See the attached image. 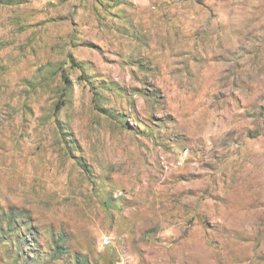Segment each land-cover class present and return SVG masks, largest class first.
<instances>
[{
    "label": "rangeland",
    "instance_id": "rangeland-1",
    "mask_svg": "<svg viewBox=\"0 0 264 264\" xmlns=\"http://www.w3.org/2000/svg\"><path fill=\"white\" fill-rule=\"evenodd\" d=\"M0 264H264V0H0Z\"/></svg>",
    "mask_w": 264,
    "mask_h": 264
},
{
    "label": "built area",
    "instance_id": "built-area-1",
    "mask_svg": "<svg viewBox=\"0 0 264 264\" xmlns=\"http://www.w3.org/2000/svg\"><path fill=\"white\" fill-rule=\"evenodd\" d=\"M105 243H108V240H105Z\"/></svg>",
    "mask_w": 264,
    "mask_h": 264
}]
</instances>
